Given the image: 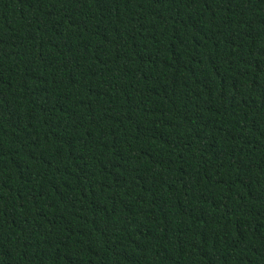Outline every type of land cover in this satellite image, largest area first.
<instances>
[{
    "label": "trees",
    "instance_id": "1",
    "mask_svg": "<svg viewBox=\"0 0 264 264\" xmlns=\"http://www.w3.org/2000/svg\"><path fill=\"white\" fill-rule=\"evenodd\" d=\"M0 264H264V0H0Z\"/></svg>",
    "mask_w": 264,
    "mask_h": 264
}]
</instances>
